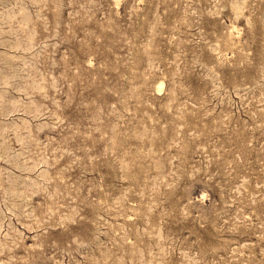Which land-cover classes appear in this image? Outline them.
Returning a JSON list of instances; mask_svg holds the SVG:
<instances>
[{
  "label": "rangeland",
  "instance_id": "obj_1",
  "mask_svg": "<svg viewBox=\"0 0 264 264\" xmlns=\"http://www.w3.org/2000/svg\"><path fill=\"white\" fill-rule=\"evenodd\" d=\"M0 264H264V0H0Z\"/></svg>",
  "mask_w": 264,
  "mask_h": 264
}]
</instances>
